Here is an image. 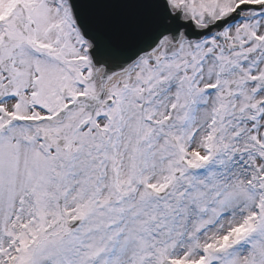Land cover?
I'll use <instances>...</instances> for the list:
<instances>
[{
  "label": "snow or ice",
  "instance_id": "1",
  "mask_svg": "<svg viewBox=\"0 0 264 264\" xmlns=\"http://www.w3.org/2000/svg\"><path fill=\"white\" fill-rule=\"evenodd\" d=\"M0 264H264V0H0Z\"/></svg>",
  "mask_w": 264,
  "mask_h": 264
}]
</instances>
